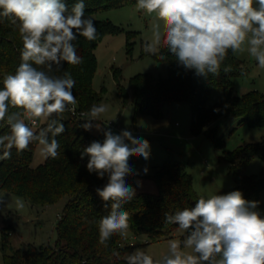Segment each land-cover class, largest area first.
Wrapping results in <instances>:
<instances>
[{
	"label": "clouds",
	"instance_id": "obj_1",
	"mask_svg": "<svg viewBox=\"0 0 264 264\" xmlns=\"http://www.w3.org/2000/svg\"><path fill=\"white\" fill-rule=\"evenodd\" d=\"M135 10L151 17V34L143 50L155 55L163 46L198 77L219 76L229 50L233 54L246 51L264 69V0H136ZM0 18L18 28L22 40L21 62L14 74L3 78L0 88V122L10 129L0 135V160L10 159L13 149L22 153L33 142L42 158L56 159L60 148L56 137L65 132V125L53 117L74 111L77 104L71 73H57L64 64L82 63L74 42L80 37L95 40V22L85 17L84 0H77L71 9L66 0H0ZM223 70L227 73L231 66ZM10 108L22 111L10 112ZM109 110L104 103L92 105L81 114L87 118L80 125L85 131H102L104 136L102 143L93 141L85 147L80 158L89 157V173L101 179L107 176V183L96 189L104 207L110 203L98 228L99 243L105 247L114 234L124 236L130 227V213L123 205L135 199L136 188L125 178L138 173L129 159L148 160L151 155L149 142L130 130L114 134L101 127L99 118ZM26 120L33 124L40 120L46 126L37 133ZM136 184L142 186L141 181ZM259 203L245 200L236 190L202 196L194 207L174 214L165 212V223L178 225L186 237L169 240L168 251L159 260L137 248L124 257L126 264H264V216L257 210ZM15 206L18 211L25 207L19 198Z\"/></svg>",
	"mask_w": 264,
	"mask_h": 264
},
{
	"label": "trees",
	"instance_id": "obj_2",
	"mask_svg": "<svg viewBox=\"0 0 264 264\" xmlns=\"http://www.w3.org/2000/svg\"><path fill=\"white\" fill-rule=\"evenodd\" d=\"M77 0H66L69 9ZM85 13L114 8L136 2V0H84ZM0 88L7 74H14L19 66L22 40L18 28H14L6 19L0 18ZM97 29L96 39L88 41L80 37L76 43L77 55L82 57L79 65L64 64L61 70L71 73L75 80L73 94L77 99L76 108L87 113L92 105L100 102L104 87L96 91L92 87V78L96 69L94 48L105 33H117L119 27L109 20H94ZM132 34L129 33V35ZM160 55L167 57L166 77H154L150 73H139L129 79L132 89L134 114H145L159 118L165 103L185 101L190 109L189 130L193 134L206 132L213 137L214 143L222 147V141L214 137L216 127L208 129L221 116H241L240 122L248 127H264V93L251 90L241 95L233 94V78L243 71V63L229 50L226 60L221 65L219 76L198 77L194 70H186L179 65L175 57L163 46L152 56L160 61ZM231 66L225 73L224 67ZM119 69H113L116 89L122 96V103L128 100L127 91L119 83ZM219 88V95L214 104L208 106L212 90ZM22 111L10 108V112ZM65 125V132L56 137L60 144L56 159H44L32 167L36 142L28 149L17 154L12 150L10 159L0 160V189L17 194L36 205L57 203L67 197L62 212L57 217V238L53 246L27 243L13 248L5 239L8 231L2 230L0 243L3 264H126L123 254L129 247L122 244L121 235L114 234L107 242V247L99 243V221L110 211L98 196L96 189L107 183V176L98 178L89 173L86 165L89 157L80 158L85 147L93 141L103 142V132L97 134L85 131L80 125L87 118L72 116L69 111L54 115ZM29 125V124H28ZM31 127V125H29ZM38 133L45 122L37 124ZM107 130V127H103ZM6 122H0V135L9 132ZM258 151L264 152V141L238 145L232 150H222L219 159L230 164L236 181L231 191L239 190L247 201L256 200L264 190V175H243L241 169ZM2 155V152H0ZM156 184V193L138 190L137 175L127 176L126 183L136 188V197L123 205L130 213L131 234H142L148 241L169 238L179 227L165 223V212L174 214L178 210L195 206L200 197L192 186L191 176L181 162L164 161L149 176ZM230 191V192H231ZM187 233L181 237V241ZM9 250V251H8ZM118 252L120 255H114Z\"/></svg>",
	"mask_w": 264,
	"mask_h": 264
},
{
	"label": "rangeland",
	"instance_id": "obj_3",
	"mask_svg": "<svg viewBox=\"0 0 264 264\" xmlns=\"http://www.w3.org/2000/svg\"><path fill=\"white\" fill-rule=\"evenodd\" d=\"M135 4L136 2L85 13V17H91L93 20H109L120 29L117 33H105L94 48L96 69L92 78V87L96 91L104 87L98 105L104 103L110 108L107 114L99 118L101 127L110 128L114 134L128 129L133 136L149 142L151 155L148 160L135 156L129 159L134 173H138L137 181L142 182V186L138 187L139 191L157 192L156 184L149 176L168 160L183 164L185 171L191 176L193 189L199 197L228 194L235 187L236 181L230 164L219 159L221 151L232 150L238 145L264 141V127H248L244 122H240L241 116H221L213 124L208 125V129L216 127L214 137L223 142L221 147L215 145L213 137L206 132L199 134L190 132V109L185 101L165 103L159 118L145 114L135 115L132 89L128 82L130 77L139 73H150L154 77L168 75L166 64L143 50L144 42L151 34V17L143 12H137ZM131 32L132 34L129 35ZM234 55L242 61L243 71L233 78V94L238 96L251 90L264 93V69H260L255 59L246 51ZM113 69H119V83L127 91L128 100L125 104L122 103V96L116 89ZM218 95L219 88H214L207 105L214 104ZM41 123L43 121L38 120V124ZM31 127L36 126L31 125ZM88 132L97 134L100 131L93 128ZM43 160L36 144L30 165L34 167ZM145 167L148 168L146 174L143 172ZM241 173L264 175V152L255 153L241 169ZM18 198L25 205L20 211L15 206ZM0 200H2L0 243L3 240L1 231L5 230L8 231L5 239L13 248L22 247L27 243L36 246L55 244L57 217L62 212L67 197L61 198L55 204L41 206L30 203L22 196L0 189ZM252 201L260 202L257 210L264 216V190L256 200ZM183 235L184 231L177 227L169 238L148 241L144 235L131 234L128 231L126 235H121L122 244L129 246L123 258L140 248L152 255L155 260H159L168 251V241L173 239L181 241ZM0 264H3L1 248Z\"/></svg>",
	"mask_w": 264,
	"mask_h": 264
},
{
	"label": "built area",
	"instance_id": "obj_4",
	"mask_svg": "<svg viewBox=\"0 0 264 264\" xmlns=\"http://www.w3.org/2000/svg\"><path fill=\"white\" fill-rule=\"evenodd\" d=\"M69 113L72 115V116H78V117H83L81 114L84 113V111H80L76 108V105L74 106V111H69ZM27 124L29 125H37L38 124V121L33 124L31 121H25Z\"/></svg>",
	"mask_w": 264,
	"mask_h": 264
}]
</instances>
